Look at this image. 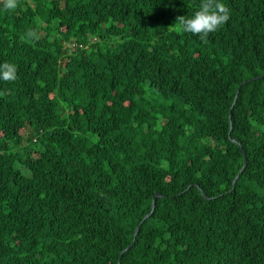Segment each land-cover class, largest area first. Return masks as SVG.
I'll return each mask as SVG.
<instances>
[{"label": "trees", "instance_id": "trees-1", "mask_svg": "<svg viewBox=\"0 0 264 264\" xmlns=\"http://www.w3.org/2000/svg\"><path fill=\"white\" fill-rule=\"evenodd\" d=\"M202 2L0 0V264H264V0Z\"/></svg>", "mask_w": 264, "mask_h": 264}, {"label": "clouds", "instance_id": "clouds-1", "mask_svg": "<svg viewBox=\"0 0 264 264\" xmlns=\"http://www.w3.org/2000/svg\"><path fill=\"white\" fill-rule=\"evenodd\" d=\"M3 7L7 10H14L17 7V0H3ZM230 19L229 9L222 0H203L199 10L187 19L181 17L180 24L187 33L205 39L210 33L226 24ZM28 37H35V33L29 31ZM17 78V68L14 64H0V80L15 81Z\"/></svg>", "mask_w": 264, "mask_h": 264}, {"label": "water", "instance_id": "water-1", "mask_svg": "<svg viewBox=\"0 0 264 264\" xmlns=\"http://www.w3.org/2000/svg\"><path fill=\"white\" fill-rule=\"evenodd\" d=\"M257 79H258V78H257ZM238 91H239V89L237 90L236 93H238ZM235 98H236V96H235ZM233 104H234V102H233ZM240 147H241V146H240ZM241 150H242V149H241ZM242 155H243V166H242V170H243L244 167H245V165H246V159H245V154H244V151H243V150H242ZM236 178H237V177H236ZM236 178L233 180V184L235 183ZM160 196H161V195H160L159 193H156V194L153 196V198H152V207H151L150 214H152V212H153V210H154V208H155V201H156V199H157L158 197H160ZM150 214H149V215H150ZM149 215L145 216L143 220H146V219L148 218ZM138 229H139V226H137V228H136V230H135V232H134V238H133V241H132L131 244L126 248L125 251H127L129 248H131L132 245L134 244V240H135V237H136V235H137V233H138ZM125 251L121 252L120 257L122 256V254H123ZM117 264H118V263H117Z\"/></svg>", "mask_w": 264, "mask_h": 264}, {"label": "rangeland", "instance_id": "rangeland-1", "mask_svg": "<svg viewBox=\"0 0 264 264\" xmlns=\"http://www.w3.org/2000/svg\"><path fill=\"white\" fill-rule=\"evenodd\" d=\"M117 43V41H115Z\"/></svg>", "mask_w": 264, "mask_h": 264}]
</instances>
